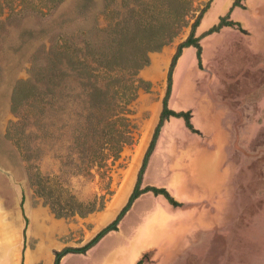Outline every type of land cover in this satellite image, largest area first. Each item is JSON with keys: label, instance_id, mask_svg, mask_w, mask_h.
<instances>
[{"label": "rangeland", "instance_id": "obj_1", "mask_svg": "<svg viewBox=\"0 0 264 264\" xmlns=\"http://www.w3.org/2000/svg\"><path fill=\"white\" fill-rule=\"evenodd\" d=\"M144 1L0 0V233L6 241H12L15 233L25 236V250L45 240L47 233L56 232L68 242L67 249L78 252L124 217L136 187H170L188 200L190 192L174 187L176 174L184 172L188 190L213 188L221 179L213 176V151L222 161L223 151L228 150L226 172L235 173L231 187L236 188L226 197L231 208L224 219L229 221L214 222L216 230L210 232H188L182 242L184 246L191 242L188 251L173 263L176 254L172 253L179 252L181 244L172 255L159 253L154 264H264V0H191L177 37L161 51L149 53V64L138 73L151 87L138 90L124 114L109 112L101 125L105 129L116 122L115 128L129 141L117 135L110 141L100 133L93 141H80L79 146L72 141V130L77 131V121L85 113L81 89L72 91L76 104L67 99L69 80L63 82L57 118L52 117L46 92L22 100L20 108L13 109L19 82L31 80L34 85L39 76L44 81L37 86L45 91V68L56 34L60 46L85 39L91 51L97 47L108 53L116 23L133 9L144 11ZM221 18L241 21L246 33L224 27L209 34ZM198 19L201 61L192 47L183 50L181 65V57L174 63ZM147 40L141 37L139 48L141 44L147 47ZM61 72H67L66 64ZM165 101L170 110L192 113L193 130L184 118H169L158 130L155 147L147 157ZM231 108L244 109L247 123H259L260 130L250 132L246 127L245 133H228L221 130L222 125L214 130L215 120L221 124L223 113ZM223 141L228 142L226 146ZM195 193L207 197V193ZM103 202L105 208L96 211ZM144 206L152 205L143 203L138 209ZM91 209L95 211L88 213ZM136 214L121 224L120 220V230L106 235L83 264L93 263L117 245L125 248L138 223ZM179 217L177 211L170 212L172 220L163 235H183Z\"/></svg>", "mask_w": 264, "mask_h": 264}, {"label": "trees", "instance_id": "obj_2", "mask_svg": "<svg viewBox=\"0 0 264 264\" xmlns=\"http://www.w3.org/2000/svg\"><path fill=\"white\" fill-rule=\"evenodd\" d=\"M25 2V0H22ZM55 2V0H53ZM64 0H57L63 2ZM156 1V2H155ZM144 11L135 12L133 9L130 15H125L124 19L117 22L113 32L112 40L109 43V52L105 53L100 48L91 51L88 42L84 40L81 43L70 41L60 46L59 36L56 34L51 40V47L48 56V64L45 68L44 78L47 81L45 91L40 90L37 85L44 81L37 76L35 84L30 81L19 82L14 90L13 109L20 108L22 100L34 98L41 92H46L50 98V108L53 118L59 115L58 102L62 98L61 89L64 80L70 81L71 87L68 86L69 95L67 99L76 104V99L71 96L72 91L81 89V105L83 106V116L77 122V131L72 130L73 139L79 146L80 141H86L97 138L99 133L102 137H108L110 141L115 140L116 135L123 137L127 141L130 138L123 136L120 129L115 128V123L103 129L101 125L109 118V112L116 111L119 115L127 112V105L131 104L136 96V92L140 89L148 90L151 84L141 80L138 73L141 69L149 64L148 54L151 52L161 51L165 46L171 43L178 35V30L183 27L180 24L184 17L188 16L191 0H145ZM235 6H238L236 3ZM1 8V2H0ZM40 13L43 10L40 9ZM203 14L200 16V18ZM200 19L192 26L191 33L187 40L182 43L174 58V63L182 56L183 50L193 47L196 49L197 58L200 62L202 54V46L200 37L196 36V28L200 25ZM180 24V25H179ZM236 23L226 22L221 19L220 23L209 31V34L219 32L223 27H233ZM146 37L148 40L147 47L139 48L140 38ZM72 40V38H71ZM80 44V45H79ZM66 62V63H65ZM67 66V72L62 73L63 66ZM171 79H169V82ZM41 96H37L39 98ZM72 98V99H71ZM77 98V97H76ZM104 114L105 118L99 119V114ZM108 114V115H107ZM192 113H177L168 108L167 102L161 114L159 126L151 143L147 157L151 154L155 147L158 130L171 117L184 118L187 126L193 130L190 122ZM120 119H124L121 117ZM119 119V120H120ZM118 120V121H119ZM82 121V122H80ZM114 125V126H113ZM104 133V135H103ZM75 139V140H74ZM74 142V143H75ZM124 143V142H123ZM126 144V142H125ZM147 163L144 162L143 168ZM140 181L138 182L139 185ZM152 192L154 195L164 196L172 205L179 206L168 191L164 188L147 187L140 189L136 187L129 203L125 207L123 214L129 210L133 202L142 194ZM105 208V203H101L96 211ZM91 209L88 213L94 212ZM56 216L60 217L58 214ZM121 218V217H120ZM116 220L108 228L99 233L86 247L78 252L67 249L62 253H57L56 264H59L61 258L69 253L85 254L102 238L113 231H118L119 221Z\"/></svg>", "mask_w": 264, "mask_h": 264}, {"label": "crops", "instance_id": "obj_3", "mask_svg": "<svg viewBox=\"0 0 264 264\" xmlns=\"http://www.w3.org/2000/svg\"><path fill=\"white\" fill-rule=\"evenodd\" d=\"M185 53L179 59L180 65ZM259 114L260 111H258V113L255 115L258 116ZM246 119L247 118L244 109L235 110L231 108L227 113H223L221 124L219 123V119L215 120V128L216 125H222L223 127L221 130L228 133H245L244 131L246 130V127H248L247 129H249L250 132L260 130L259 123L254 124L251 121L247 123ZM215 128L214 130H217V128ZM228 137L229 140L232 139L230 135H228ZM236 138H240L239 135H237ZM162 140L163 139H160L159 144ZM226 142L227 141H223L222 145L226 146ZM223 152L226 154V156L224 159H222V161L217 159L216 151H213L214 156L211 157L213 176L216 177L217 175L218 178L221 176L222 179L221 180L219 178L217 185H215L213 188L208 186L207 190L205 191L199 188L192 190L189 188L188 190L186 185L187 183L189 184V182L185 177V173L183 172L176 174L174 178V187L179 185L182 191L188 193L190 192L191 194L188 200H184L179 196L178 192L181 191H173L170 187H157L167 189L179 206L172 205L162 195L156 196L152 192L142 194L133 202L129 210L125 213L124 217L120 221L121 224L125 217H129L130 214L137 213L136 215L139 217H137L138 223L134 229L135 231L133 238L129 241L125 248L117 245L115 248L110 249L107 254L103 255L91 264H125L124 259H126V261L128 260L129 264H154L157 262L159 253L162 252L170 253V255L176 254V256L173 258L174 263L185 250L188 251L190 248L191 242H188L186 246L182 244L183 238H185L188 232L193 231L195 234L197 233V230H206L210 232L216 230L213 227L215 224L214 222L219 223L220 221H223V223H227L229 219L225 220L224 215L227 214L226 216H229L231 207L230 204L226 203V197H228L230 193L232 194V191H236V188L231 187L232 183L235 182V173L229 175V172H226L228 171V164L230 161H228V150H224ZM155 154L152 156V159ZM149 166L147 169H149ZM230 179L231 182H229ZM199 180L200 183L204 185L203 176L199 175ZM230 183L231 185L229 186ZM195 191H197V193H207V197H201V195L196 194ZM147 202L152 205L151 207H154L147 208V206H144L142 209H138L139 206ZM234 206H237L236 202H234ZM176 211L177 214L180 215L178 220H180V225L184 230L182 232L183 235H181V237H178V235L172 233L170 235H163L167 232V229L170 226L169 223H171L172 220L169 218L170 212L176 213ZM236 217H239V214ZM56 222L58 221L56 220ZM120 224L118 226V231L120 230ZM58 236L60 235H57L56 232L47 233V238L43 237L45 240L39 242L33 248H25L24 250L26 237H21L19 234L15 233L13 237H10L12 241H6L5 239L2 242V247H0V264H56L57 253H62L69 247L68 242L60 240L63 235L60 237ZM104 238L95 244L86 254H68L60 260L59 264H83L86 259L88 260L91 258V254ZM82 243L85 245V240H83ZM181 244L183 245L182 247ZM180 247L181 249L178 250L179 252H177V250L175 253L173 252V250ZM11 251H14L15 253L11 255Z\"/></svg>", "mask_w": 264, "mask_h": 264}, {"label": "flooded vegetation", "instance_id": "obj_4", "mask_svg": "<svg viewBox=\"0 0 264 264\" xmlns=\"http://www.w3.org/2000/svg\"><path fill=\"white\" fill-rule=\"evenodd\" d=\"M235 7H238V6H235ZM221 19H224V20H225V18H221ZM221 19H220V21H221ZM225 21H226V20H225ZM226 22H233V23H236V24H237L236 26L229 27V28H234V29L237 28L238 31L243 32V33H246V30L243 29V28H241V27H242V26H241V21H235V20L233 21V20H230V21H226ZM219 23H220V22H219ZM225 27H226V26H225ZM223 28H224V27H223ZM216 33H217V32H216ZM190 48H192V47H190ZM187 49H188V48H187ZM66 250H67V249H66ZM64 251H65V250H64ZM88 251H89V250H88ZM88 251H87V252H88ZM87 252H86V253H87ZM86 253H85V254H86ZM69 254H74V253H69ZM79 254H81V253H79ZM66 255H68V254H66ZM66 255H65V256H66ZM63 257H64V256H63ZM63 257H62V258H63ZM62 258H61V259H62Z\"/></svg>", "mask_w": 264, "mask_h": 264}, {"label": "bare ground", "instance_id": "obj_5", "mask_svg": "<svg viewBox=\"0 0 264 264\" xmlns=\"http://www.w3.org/2000/svg\"><path fill=\"white\" fill-rule=\"evenodd\" d=\"M5 236H6V235H4L3 233H2V234L0 233V241L5 240V238H6Z\"/></svg>", "mask_w": 264, "mask_h": 264}]
</instances>
